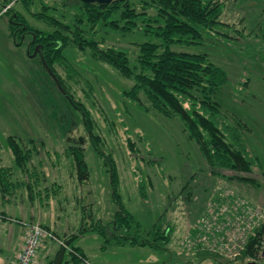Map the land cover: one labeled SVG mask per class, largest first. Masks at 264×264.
I'll list each match as a JSON object with an SVG mask.
<instances>
[{
  "label": "rangeland",
  "instance_id": "374dc122",
  "mask_svg": "<svg viewBox=\"0 0 264 264\" xmlns=\"http://www.w3.org/2000/svg\"><path fill=\"white\" fill-rule=\"evenodd\" d=\"M20 1L0 0V10L9 4L29 24L44 30L50 27L36 21L34 13L43 11L47 17L68 24L83 12L76 0H44L45 6L37 1L26 9V2ZM137 1L133 0L138 7ZM218 1L223 5L220 20L234 30L229 35L235 37L236 43L230 42L216 50L208 48L209 51L205 46L185 44L172 48L188 53L206 52L229 73L231 83L216 96V101L222 112L245 126L239 133L259 165L250 173L224 174L244 177L247 181L212 175L177 119L136 108L123 96L133 84L132 79H125L111 66L95 59L89 48L68 44L61 57L71 69L68 73L66 68L55 65V70L75 100L89 112L93 135L100 139L102 157L109 158L116 170L117 180L111 182L109 167L95 154L81 117L62 107L48 74L37 62L39 56H27L28 37L17 46L15 39L12 41L4 33L8 14L0 17V169L10 172L9 182L16 183L7 196L0 193L2 235L10 223L25 230L28 224L42 226V217L52 222L59 217L65 232L55 229L58 239L62 235L74 237V244L91 254L92 264H244L249 261L264 264L258 255L264 244V228L256 244V255L243 257L256 231L264 225V0ZM95 39L103 40L100 45L104 48L126 49L130 64L135 61L136 44L147 40L136 31L129 35L99 32ZM237 79L243 84L246 81L244 92ZM8 137L13 138L22 152L29 153L26 169L15 166ZM81 138L88 177L78 181L66 148ZM140 180L144 183L146 200L138 192ZM25 184L31 187L32 195ZM223 187L230 188L235 199L248 204L251 214L238 211L233 216L230 211L228 215L233 222L227 225L219 221L224 223L222 230L218 233L212 229L209 243L201 244L195 237L200 210L212 197H221ZM118 202L132 215L129 237L153 243L152 230L168 229V243L164 246L161 240L150 243L142 259L132 253L129 245L113 246L112 242L123 234L120 228L116 230L111 225L119 211ZM245 215L247 226L241 224ZM4 216L12 221L7 223ZM98 228L105 234L99 233ZM84 229H94L93 234ZM197 235L200 236L199 231ZM217 235L221 241L214 245L212 240ZM188 239L197 241L190 246ZM50 242L45 243L56 250L58 244ZM3 244L0 248L4 256L11 253L13 246L8 249L7 243Z\"/></svg>",
  "mask_w": 264,
  "mask_h": 264
},
{
  "label": "trees",
  "instance_id": "16d2710c",
  "mask_svg": "<svg viewBox=\"0 0 264 264\" xmlns=\"http://www.w3.org/2000/svg\"><path fill=\"white\" fill-rule=\"evenodd\" d=\"M37 1L45 6L44 0H21L20 2L26 9ZM78 2L83 12L81 16H76L72 23L56 21L53 17H47L48 15H45L43 11L34 13L33 17L36 21H41L50 27L47 30L29 24L23 15L13 11L9 4L4 5V14H8L9 36L13 41L15 39L17 46L21 45V40L25 36L28 37L27 42H30V52L35 44L42 46L43 60L37 57V62L48 74L60 97L62 107L81 117L95 154L103 158L99 149L100 139L93 135L90 126L89 112L84 109L83 104L75 100L65 80L55 70V65H59L66 68L69 73L71 68L61 57V52L68 44L89 48L95 59L111 66L125 79H132L133 84L126 92H123V96L136 108L146 113L155 112L168 119H177L186 137L195 143L212 175L229 180L247 181L244 177L224 174L228 171L250 173L255 166L259 165L257 158L250 152L247 143L239 133V130H244L245 126L239 119L233 120L222 112L216 101V96L231 83L229 73L223 66L215 63L206 52L188 53L172 48L174 45L185 44L216 50L221 46L227 47L226 45L236 43L235 37L229 35L234 30L220 20L222 3L218 0H138L137 7L133 0H116L108 5ZM43 8L46 9V7ZM135 31L147 40L136 44L137 54L132 64L126 49L113 46L104 48L100 45L103 40L95 39L99 32L129 35ZM245 82L243 84L236 80L242 92L247 85ZM235 90L238 92L237 87ZM8 140L15 166L26 169V163L30 160L29 153L22 152L23 150L13 138L8 137ZM83 142L82 138L76 139L74 145L66 148L78 181L88 177ZM103 159L109 167L111 182L116 181L117 175L113 163L109 158ZM7 175L9 177L10 172L0 169L2 197L7 196L6 193L16 186V183L9 182ZM248 181L251 182L250 179ZM28 185L25 184V187L29 189V195H32L31 187ZM137 186L140 196L146 200L143 181H138ZM224 193H231L230 188L223 187L220 194ZM113 195L115 196V193ZM216 197H212L207 203L225 200L224 196ZM207 203L202 206L198 221L202 217H207L206 212L209 210H207ZM3 218L12 221L9 217ZM131 221L132 215L119 203V211L115 214L111 225L116 230L120 228L123 234L113 243L150 246L149 241L139 242L135 237L128 236ZM41 227L56 236L54 230L44 225ZM263 228L264 225L256 231L257 234L248 244L247 250L243 252V257L256 255L258 247L256 244L262 235ZM195 229V235H197V231H200L197 225ZM98 231L102 235L105 234L103 229ZM152 231L153 243L151 244H155L156 240H161L162 246L168 243L170 235L168 229L160 231L155 228ZM201 232L200 235L209 234L205 229ZM59 239L64 241L68 249L58 246L56 256L49 264H63L65 261L73 264L89 263L75 246L74 237L62 235ZM45 242L50 240L44 239L41 242L33 263ZM50 243L57 246L53 240ZM65 254L68 258H65ZM243 257L240 260H243Z\"/></svg>",
  "mask_w": 264,
  "mask_h": 264
},
{
  "label": "built area",
  "instance_id": "2783aa9c",
  "mask_svg": "<svg viewBox=\"0 0 264 264\" xmlns=\"http://www.w3.org/2000/svg\"><path fill=\"white\" fill-rule=\"evenodd\" d=\"M229 195L230 193H224L221 197L224 196L225 200L222 202L207 203V210L209 209L208 212H206L207 217H202L198 221L199 223L196 225L197 228L200 230V233H202L201 231L205 229L206 232H208L209 234H202L200 236L195 235V237L198 238L199 243L208 244V239L211 240L212 238V236H210L212 234V229H215V231L219 233L224 227L223 222L227 223V225H230V223L233 222L230 216L228 215L230 211H233V216L236 215L238 211L245 213L247 216L251 214V212L249 211L251 209L249 208L248 204H246L244 201H239L241 199H235L234 196L229 197ZM246 215L242 216L243 221L241 222V224L247 226L249 225V223L244 221ZM219 221L223 222L219 223ZM44 239L53 240L55 243L58 244V246H63L64 248L68 249L63 240L58 239L56 236H54L46 229L42 228L40 225H37L35 223L28 224L25 226L23 245L21 246L18 254L16 255L15 261L12 264H33V259L35 257L36 251ZM196 241L188 239L187 243H189L190 246H194ZM218 241H221L219 235H217V239L213 237L212 242H214V245L218 244ZM235 255L236 254H234L233 256ZM258 255L262 259H264V244H262L261 250L260 252H258Z\"/></svg>",
  "mask_w": 264,
  "mask_h": 264
},
{
  "label": "crops",
  "instance_id": "0c3cea01",
  "mask_svg": "<svg viewBox=\"0 0 264 264\" xmlns=\"http://www.w3.org/2000/svg\"><path fill=\"white\" fill-rule=\"evenodd\" d=\"M4 7L5 6H2V8L0 10V12H1L0 17L3 16V14H4ZM4 23H5V21H4ZM6 27H7V30L5 29ZM6 27L4 26V33L6 35H9L8 21H7V26ZM4 217H9V216H4ZM5 221L7 222L6 219H5ZM41 221H42V225H44V226H46L48 228L52 227L54 231H55V229H57V230H59L61 232H65V230L63 228H61V222L62 221L60 220L59 217H56V221L55 222H52V220H50V218H48V217H46V218L42 217ZM7 223H9V222H7ZM91 223H92V220H91ZM2 224L3 223L0 222V246H3L4 245L3 243L6 242L7 246H8V249L11 246H13V249L10 251L11 253H7L8 255L6 254V255L3 256V253L1 251L2 249L0 248V264H12L15 261V258H16V256H14V253L16 251H17L16 253H18L20 248H21V246L23 245L24 230H23L22 227H20V226H18L16 224L10 223L12 225L10 226L9 229L6 228L4 234L2 235V232H1ZM12 226H14V228H12ZM88 230H90L91 233L93 232V229H87V230L84 229V231H88ZM113 242H112V244H114L113 246H117V247H122V246L129 245V244L117 245V244H115ZM109 244H111V243L109 242ZM75 246L79 248L80 252L84 255V257H86V259L88 261H89L90 258L92 259L91 254L88 251H86L83 248H81L79 246V244L75 245ZM129 246H130V248L132 250V253L135 254L136 257L138 256L139 259H142V255L146 254V253H144L145 249L149 247V246L147 247V245L146 246L129 245ZM56 253H57V249L55 250L54 247H51V245L49 243H44L43 246L40 247L39 252H38L33 264L49 263L50 261H52L54 259V257L56 256ZM63 264H73V263L65 261ZM102 264H108V263L107 262H103Z\"/></svg>",
  "mask_w": 264,
  "mask_h": 264
},
{
  "label": "water",
  "instance_id": "95a60500",
  "mask_svg": "<svg viewBox=\"0 0 264 264\" xmlns=\"http://www.w3.org/2000/svg\"><path fill=\"white\" fill-rule=\"evenodd\" d=\"M77 1H80V2L86 3V4L108 5V4L115 2L116 0H77ZM37 54L42 61L43 60L42 59V46L40 44H37L35 46L33 53L30 56H35ZM244 264H258V263L255 261H249V262H246Z\"/></svg>",
  "mask_w": 264,
  "mask_h": 264
},
{
  "label": "flooded vegetation",
  "instance_id": "af4514ba",
  "mask_svg": "<svg viewBox=\"0 0 264 264\" xmlns=\"http://www.w3.org/2000/svg\"><path fill=\"white\" fill-rule=\"evenodd\" d=\"M25 37H26V36H25ZM35 46H36V44L32 47V52H33ZM29 47H30V42H27V45H26V53H27V56L31 58V56H30V52H29V50H30ZM36 56H38V54H37ZM32 57H33V56H32Z\"/></svg>",
  "mask_w": 264,
  "mask_h": 264
}]
</instances>
